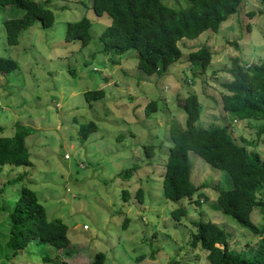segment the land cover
Returning a JSON list of instances; mask_svg holds the SVG:
<instances>
[{
	"label": "rangeland",
	"instance_id": "374dc122",
	"mask_svg": "<svg viewBox=\"0 0 264 264\" xmlns=\"http://www.w3.org/2000/svg\"><path fill=\"white\" fill-rule=\"evenodd\" d=\"M88 2L50 0L46 5L52 24L32 22L11 45L5 41L2 19L20 16L23 9L0 4V56L17 62V67L0 72V135H11L14 121L35 128L24 138L30 165L0 164V264H88L98 250L105 254L103 264H206V251L188 244L197 219L223 227L229 247L253 248L260 236L217 208V189L231 185L225 170L188 150L190 179L199 187L191 198L176 200L163 196L162 173L171 144L168 124H184L181 102L189 92H195L200 103L196 126L226 125L236 142L254 141L246 148L264 158V132L256 134L260 121L227 114L220 96L225 91L221 82L231 77L226 71L231 56L251 65L264 54L260 0H240L217 31L207 28L193 38L178 39L180 56L157 74L136 66L134 49L119 56L101 50L97 35L109 17L96 15ZM82 15L91 21V38L81 47L77 40H65L63 30ZM199 45L211 56L203 72L187 60L188 52ZM97 88L102 96L87 102L83 91ZM150 99L156 109L145 115L143 107ZM89 120L96 128L82 139L79 125ZM147 143L153 145L152 155L145 153ZM134 163L138 166L131 168ZM123 170L130 176L123 178ZM17 175L19 180L5 182ZM21 185L34 190L47 220L67 225L66 246L32 239L12 254L4 245L1 223ZM122 189L127 190L125 200ZM257 198L264 200V188ZM177 206L186 209L179 219L170 213ZM250 219L258 227L264 223L257 206ZM44 253L47 261L41 259Z\"/></svg>",
	"mask_w": 264,
	"mask_h": 264
},
{
	"label": "trees",
	"instance_id": "16d2710c",
	"mask_svg": "<svg viewBox=\"0 0 264 264\" xmlns=\"http://www.w3.org/2000/svg\"><path fill=\"white\" fill-rule=\"evenodd\" d=\"M49 1L0 0V4L7 3L23 9L20 16L2 19L6 43H17L20 31L34 21H38L41 26L51 25L53 14L46 5ZM88 1V6L96 15L105 13L109 17V23L97 35L101 50L119 56L134 49L137 52L136 66L146 74H157L180 56L181 50L176 43L178 39L193 38L207 28L217 31L220 23L236 11L240 0H185V3L176 6L162 0ZM260 2L264 6V0ZM90 26L91 21L85 15L68 21L63 30V38L77 40L82 47L91 38ZM231 43L236 45L235 41ZM187 55V60L198 72L206 69L211 57L205 45H199ZM15 67V59L0 56V72H8ZM226 71L231 77L221 82L225 90L220 94L222 108L227 114L237 118L259 120L256 133L259 136L264 132V54L251 65L243 64L238 56H231ZM102 94L103 90L100 88L83 91L87 102ZM181 108L184 112V124H168L171 144L167 149L162 173L163 196L174 200L191 198L199 187L190 179L188 150H192L210 165L225 170L230 176L231 185L217 189V208L260 236L253 248L237 250L229 247L228 233L223 227L211 220L197 219L192 221L194 229L188 244L206 251V264H264V223L258 227L250 219V211L255 206L264 219V200L257 198L259 191L264 188V158L257 150L246 148L247 145H253L254 141L242 138V143L236 142L226 125L208 128L196 126L194 123L199 116L200 103L195 92H189L183 97ZM155 109L154 99L147 101L143 107L145 115ZM13 127L11 135H0V164L30 165L24 138L35 128L19 121H14ZM95 128V123L91 120L80 124V138L84 139ZM152 146V143L143 144L147 155H152ZM137 166L134 163L131 168ZM124 170L122 177H129L130 172ZM15 178L20 179L17 175L5 182L10 183ZM140 190L139 187L136 189L138 196ZM121 195L125 200L127 190L122 189ZM170 213L175 219H179L186 213V209L177 206ZM1 225L5 232L4 245L12 254L24 248L32 239L57 248L66 246L69 241L67 225L60 220H47L44 207L34 190L25 185L20 186L6 220ZM104 257L103 251H95L88 264H103ZM41 259L47 261L49 257L44 253ZM62 264L67 263L63 261Z\"/></svg>",
	"mask_w": 264,
	"mask_h": 264
},
{
	"label": "built area",
	"instance_id": "2783aa9c",
	"mask_svg": "<svg viewBox=\"0 0 264 264\" xmlns=\"http://www.w3.org/2000/svg\"><path fill=\"white\" fill-rule=\"evenodd\" d=\"M83 227H85V224H83Z\"/></svg>",
	"mask_w": 264,
	"mask_h": 264
}]
</instances>
